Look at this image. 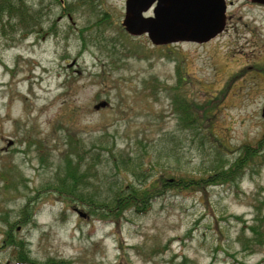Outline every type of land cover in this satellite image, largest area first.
<instances>
[{
  "label": "rangeland",
  "instance_id": "obj_1",
  "mask_svg": "<svg viewBox=\"0 0 264 264\" xmlns=\"http://www.w3.org/2000/svg\"><path fill=\"white\" fill-rule=\"evenodd\" d=\"M21 3L0 10V264H264V6L153 46L125 0Z\"/></svg>",
  "mask_w": 264,
  "mask_h": 264
},
{
  "label": "water",
  "instance_id": "obj_2",
  "mask_svg": "<svg viewBox=\"0 0 264 264\" xmlns=\"http://www.w3.org/2000/svg\"><path fill=\"white\" fill-rule=\"evenodd\" d=\"M247 1L264 5V0ZM153 5L152 15L145 16ZM225 13V0H126L121 25L129 36H146L153 46L203 44L222 33Z\"/></svg>",
  "mask_w": 264,
  "mask_h": 264
},
{
  "label": "trees",
  "instance_id": "obj_3",
  "mask_svg": "<svg viewBox=\"0 0 264 264\" xmlns=\"http://www.w3.org/2000/svg\"><path fill=\"white\" fill-rule=\"evenodd\" d=\"M18 1V5H19V7L18 8H15L14 7V5L10 2V4L7 2V1H4L1 5H0V10L2 9V8H5V10H7V12L8 13H11V17L14 15V16H16L17 18L19 17V15L22 17L21 19H22V22L24 23V22H27L28 21V17H27V15H26V10H27V8H26V6L24 5V4H22L21 3V1L22 0H17ZM18 10H20V11H18ZM17 11H18V13H19V15H16L15 13H17ZM17 13V14H18ZM1 16L2 15H0V18H1ZM181 112H183V114H184V118L183 119H186V118H190L192 115H190V116H188V107H187V104L186 103H184L182 100H178V101H176L175 100V104H174ZM188 116V117H187ZM191 120H196L195 118H193V119H191ZM184 121V120H183ZM239 161V159H237L236 161H235V163L234 164H232L231 166H230V168L229 169H227L226 171H219V170H214L213 169V171H214V173L213 174H211V176L210 177H208V183H210V184H216V183H222V182H224V181H226V179L227 178H229L230 177V175L232 174V172H237V171H239V167L237 166V162ZM72 174L73 173H71L70 175H69V177H72ZM68 181H70L69 179H67V178H63V179H60L59 181H58V183H57V185L55 186V188H53L52 190H50V191H52L53 193L55 192V193H57V194H62L61 192H63V193H66V187H65V182H68ZM75 180H73V182H74ZM61 185V186H60ZM63 185V186H62ZM74 185V184H73ZM67 187H72V190H74L75 189V187L74 186H67ZM155 190V189H154ZM137 195H143V193L141 192V191H139V192H137L136 193ZM148 194V193H147ZM152 194H154V192L152 193ZM149 195V194H148ZM64 196V195H63ZM153 197H154V195H153ZM80 199H82V200H85L86 198H84V197H82V196H80ZM134 204V205H136V207H135V211L136 212H139V213H144V212H146L148 209H147V205L148 206H150V204H149V201L147 202V201H145L144 200V198H143V200L140 198L139 199V201H137V200H135V199H131V200H129L128 202H127V204L126 205H128V204ZM138 204V205H137ZM259 221V220H258ZM250 230H252V232H253V229H250ZM15 247V246H14ZM21 261V260H20ZM23 262H25V261H22V263ZM29 264V263H28Z\"/></svg>",
  "mask_w": 264,
  "mask_h": 264
},
{
  "label": "flooded vegetation",
  "instance_id": "obj_4",
  "mask_svg": "<svg viewBox=\"0 0 264 264\" xmlns=\"http://www.w3.org/2000/svg\"><path fill=\"white\" fill-rule=\"evenodd\" d=\"M244 2H248V1H246V0H243ZM225 2H227V8L229 7V6H231L232 5V3H233V0H225ZM249 3V2H248ZM153 8H154V5L152 6V8L148 11V12H146V16H151L152 15V13H153ZM226 14H227V12H226ZM191 43V42H190ZM191 44H197V43H191Z\"/></svg>",
  "mask_w": 264,
  "mask_h": 264
}]
</instances>
